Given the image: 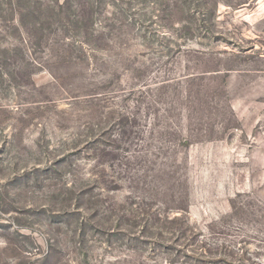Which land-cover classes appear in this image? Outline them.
Segmentation results:
<instances>
[{
    "label": "rangeland",
    "instance_id": "1",
    "mask_svg": "<svg viewBox=\"0 0 264 264\" xmlns=\"http://www.w3.org/2000/svg\"><path fill=\"white\" fill-rule=\"evenodd\" d=\"M0 264H264V0H0Z\"/></svg>",
    "mask_w": 264,
    "mask_h": 264
}]
</instances>
